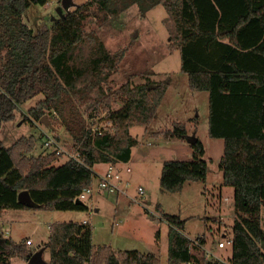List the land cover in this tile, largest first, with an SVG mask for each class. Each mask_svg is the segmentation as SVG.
Listing matches in <instances>:
<instances>
[{
	"label": "trees",
	"instance_id": "16d2710c",
	"mask_svg": "<svg viewBox=\"0 0 264 264\" xmlns=\"http://www.w3.org/2000/svg\"><path fill=\"white\" fill-rule=\"evenodd\" d=\"M48 1L0 0V127L14 119L22 104L42 95L25 120L41 121L46 112L56 114L81 162L67 159L55 165L60 154L54 151L27 156L33 150L32 139L19 138L9 147L0 141V215L6 209L24 208L88 212L90 207L78 196L97 176L92 168L129 162L137 145L129 130L150 123L168 80L157 89L148 85L119 89L123 105L117 110L105 106L115 131L96 135L86 130L70 93L90 90H75L87 77L86 87L97 86L103 69H112L122 53L111 54L97 41L93 56L78 66L73 62L75 49L84 40L83 25L89 16L104 23L131 5L141 16L161 5L173 23L170 44L179 51L180 70L187 75L189 88L208 93L207 133L223 140L219 167L223 185L233 189L234 202L229 264H264V0H86L34 33L23 14L31 5ZM97 92L96 103H102L104 93ZM47 120L52 129L54 122ZM172 127L168 136L187 137L184 124L175 122ZM190 147L192 159L163 162L162 191L174 193L187 181L206 180L203 146L196 139ZM21 191L28 192L33 207L18 201ZM159 220L168 224L167 264H202L201 248L182 232L184 220L162 211ZM0 239V264H10L14 257L27 262L33 253L24 240L15 242L2 235ZM197 239L205 243L203 237ZM43 248L49 251V264H160L152 253L95 248L88 223L51 224Z\"/></svg>",
	"mask_w": 264,
	"mask_h": 264
},
{
	"label": "rangeland",
	"instance_id": "374dc122",
	"mask_svg": "<svg viewBox=\"0 0 264 264\" xmlns=\"http://www.w3.org/2000/svg\"><path fill=\"white\" fill-rule=\"evenodd\" d=\"M85 1L73 0L75 4ZM65 14L60 0H49L43 6L34 4L28 7L23 21L36 33L41 25L50 26L54 19H60ZM83 29L84 40L75 49L73 62L76 65L83 66L93 56L97 41H101L111 54L122 53L112 69H103L97 86L86 87L87 77L77 83L75 90H90L70 93V102L79 109L84 125L85 119L92 117L88 121L98 127L103 126L102 131H115V125L110 123L104 112L106 105L110 110H117L123 105L124 95L118 92L119 89L135 85L157 89L168 80L167 90L150 123L147 126L135 125L129 130L131 136L137 139V145L132 149L129 163L114 169L124 181H128L125 191L101 194L95 188L85 200L93 206L91 212L6 209L2 220L8 230L7 235L12 238L31 235L35 247L45 239L48 222L85 218L91 222L92 245L95 248L107 246L116 252L138 250L152 253L159 258L160 264H167L168 224L159 220L162 210L184 220L182 232L189 239L203 237L208 245L224 242L227 250L217 251L209 247L208 253L203 247L198 255L202 264H229L230 246L227 240L231 237L229 229L234 216V202L233 189L223 185L219 167L223 140L211 138L207 133L208 93L189 88L187 75L180 70L179 51L170 44L174 40L173 23L164 7L155 6L141 16L138 7L131 5L104 23L89 16ZM152 85L155 87L151 88ZM98 89L104 93L102 103H96ZM42 98L38 95L28 100L15 112L14 119L1 125L0 141L4 147H9L19 138L32 139L33 150L26 155L34 158L46 155L55 148L60 152L59 158L53 162L57 165L67 160L66 155L77 147L73 149L72 138L56 114L46 112L45 115L46 119L54 122L52 129L41 121L25 120L28 109ZM175 122L184 124L185 139L167 135ZM48 134L54 137V145L44 148ZM188 137L196 138L203 146L202 159L207 162L206 180L187 181L180 191L174 193L162 191L159 177L163 162L192 159ZM107 165H95L94 174L98 171L99 175L104 174ZM127 167L129 171H126ZM93 184L96 187V176ZM138 186L143 187L140 195L136 191ZM156 204L161 209L158 210ZM95 207L98 211L94 210ZM262 217L264 220V208ZM2 227L0 235L4 237L6 232H1ZM34 227L38 230L32 234Z\"/></svg>",
	"mask_w": 264,
	"mask_h": 264
},
{
	"label": "built area",
	"instance_id": "2783aa9c",
	"mask_svg": "<svg viewBox=\"0 0 264 264\" xmlns=\"http://www.w3.org/2000/svg\"><path fill=\"white\" fill-rule=\"evenodd\" d=\"M106 114V112H104ZM88 120H92V117H90V119L86 118L85 119V127L86 130H90L91 132L95 133L96 135L101 134L102 128H104L103 126L98 127L97 125H94L91 122H89ZM51 145H54V137L52 135H46V138L44 140V148H48V147H52ZM54 152H56L57 154H60V152L58 150H56L54 148ZM68 157V159H74L76 161H80L79 159V152H77V148L74 152H70L66 155ZM126 171H129V167L126 168ZM97 175V174H96ZM94 178V177H93ZM97 184L96 187L94 186L93 183L90 184V186H88L87 188L83 189L82 192L80 193V195L78 196V200L80 201H85L89 198V196L92 194V192L96 189H98L99 191L103 192V193H107V194H117L119 192H123L125 191V188L128 186V181H124L122 179V176L120 175V173L117 170H107L104 174L102 175H97ZM124 184V185H122ZM137 195L142 194L143 192V187L138 186L137 189ZM136 197V196H135ZM82 223H87V222H82ZM227 243L229 246H231V237L227 240ZM25 244L26 245H32V241L31 239H26L25 240ZM192 244L199 246L201 249H203V245H201L199 243L198 240H192ZM225 247V244L223 241H217L216 243V248L218 249H223ZM209 253V251H207ZM184 264H196L193 263V261H188Z\"/></svg>",
	"mask_w": 264,
	"mask_h": 264
},
{
	"label": "crops",
	"instance_id": "0c3cea01",
	"mask_svg": "<svg viewBox=\"0 0 264 264\" xmlns=\"http://www.w3.org/2000/svg\"><path fill=\"white\" fill-rule=\"evenodd\" d=\"M167 90V89H166ZM166 92V91H165ZM131 155H132V152H131ZM131 159V158H130ZM130 161V160H129ZM129 162H127V163H117V164H115V165H107L108 166V168H106V170H105V172L107 171V170H109V169H111V170H114V169H118V167H121V165H123V166H125L126 164H128ZM58 165V164H57ZM97 165V164H96ZM95 167V166H94ZM93 167V168H94ZM93 168H92V170H93ZM128 168V167H127ZM97 173V175H99V171L98 172H96ZM102 175V174H101ZM92 183H93V180H92ZM97 192H99V193H101V194H103V192H101V191H99L98 189L96 190ZM88 206L90 207V210L88 211V212H91L92 211V207L88 204ZM156 206V205H155ZM159 209H161V207H160V205H159ZM19 210H22V209H19ZM94 210L95 211H98V209L95 207L94 208ZM162 211V210H161ZM5 213V211H3V213L0 215V220H1V224H0V226H4V227H2V229H1V232H6V234H5V238H7V237H9V238H11L12 240H14L15 242H18V241H20V240H26V239H31V241H32V245H30V248L32 249L33 247H34V242H33V240H32V238H31V235H26V236H20V237H18V238H12V236H8L7 235V232H8V230H7V228L5 227V225H3V223H4V221L2 220L3 219V217H4V214ZM76 213V212H75ZM234 217V216H233ZM70 221H72V222H79V223H82V222H87L89 225L91 224V222H90V220L89 219H85V218H82V219H75V220H70ZM61 221H59V222H53V223H60ZM52 222H48V231L44 234V237H45V239L41 242V244H37L35 247H37V248H42L43 249V252H42V258L46 261V262H48L49 261V251H48V249L47 248H43V245L47 242V240H48V236H49V226L51 225V224H53ZM231 225H232V221H231V224H230V227H231ZM37 230H38V228L37 227H34L33 228V230H32V234L33 233H35V232H37ZM230 230V229H229ZM231 233V232H230ZM203 247H204V249L206 250V251H209V247H212V248H215L217 251L218 250H220V249H218V248H216V244H211V245H208L207 244V242H205L204 244H203ZM208 249V250H207ZM224 250H227V247L225 248H223ZM229 253H230V256H231V246L229 247ZM10 264H27V262H25V261H23V260H21V259H19V258H16V257H14V258H11L10 259Z\"/></svg>",
	"mask_w": 264,
	"mask_h": 264
},
{
	"label": "water",
	"instance_id": "95a60500",
	"mask_svg": "<svg viewBox=\"0 0 264 264\" xmlns=\"http://www.w3.org/2000/svg\"><path fill=\"white\" fill-rule=\"evenodd\" d=\"M60 3H61L62 8L66 11V13L70 10V8H72L76 5L73 2V0H60ZM154 87H155L154 85L151 86V88H154ZM148 88L150 89V87H148ZM41 122L44 125L49 127V122L46 119V116L42 117ZM187 140L190 144H192L196 141V138L188 137ZM17 198H18V201L20 203L24 204L25 206L33 207L35 205L34 202L31 200L27 191H21L20 193H18ZM1 242H2V240L0 239V243ZM32 251H33V253L29 257V259L27 260V264H49L48 262H46L42 258V252H43L42 248L33 247Z\"/></svg>",
	"mask_w": 264,
	"mask_h": 264
}]
</instances>
